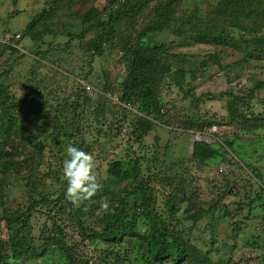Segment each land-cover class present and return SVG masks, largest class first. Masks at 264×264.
Returning <instances> with one entry per match:
<instances>
[{
    "label": "trees",
    "instance_id": "obj_1",
    "mask_svg": "<svg viewBox=\"0 0 264 264\" xmlns=\"http://www.w3.org/2000/svg\"><path fill=\"white\" fill-rule=\"evenodd\" d=\"M71 2L82 26L75 35L81 65L57 56L69 54L64 45L25 53L18 47L29 35L44 41L36 27L64 0H47L19 37L9 27L0 39V230L6 236L0 235V264H45L51 257L59 264H218L210 253L223 242L217 231L225 215L231 245L223 264H262L260 242L245 244L243 236L248 228L264 242V173L252 162L264 156V78L248 77L252 86L239 89L231 84L247 63L264 62V0H217L203 11L192 0ZM197 43L211 52H178ZM112 53L124 74L111 82L94 79L96 59ZM23 58L33 66L17 72L18 96L12 74ZM107 91L118 97L116 106ZM175 93L198 115L182 116ZM211 100L223 101L225 112L201 114ZM212 126L230 131L208 138ZM158 127L174 137L200 132L203 138L173 165L168 142L152 150L144 144ZM124 131L134 145L128 140L118 152L113 143ZM69 144L91 153L98 172L106 173L96 175V193L77 204L65 195ZM210 161L227 172L199 184ZM14 182L25 190L8 200ZM257 208L259 221L251 213Z\"/></svg>",
    "mask_w": 264,
    "mask_h": 264
},
{
    "label": "rangeland",
    "instance_id": "obj_2",
    "mask_svg": "<svg viewBox=\"0 0 264 264\" xmlns=\"http://www.w3.org/2000/svg\"><path fill=\"white\" fill-rule=\"evenodd\" d=\"M47 0H0V39L2 38L3 32L10 28H13L15 32L19 33L22 32V30L25 28L26 23L31 20V18L36 15L44 6L45 2ZM217 0H192L197 6L201 8L203 11L206 8H210L214 2ZM71 0H64V3L61 7L57 8L56 10L50 12L46 16V22L40 23L36 27L35 36L38 39H42L44 41H34V37L32 35H29L28 37L24 38L22 42L18 45L19 49H21L22 52H29V51H38V49L47 47L48 43L51 45H64L68 51L69 54H58L57 56L59 58H68V66L74 67L79 66L83 63L84 57L81 53L82 50L79 47V39L75 38L76 34H79L82 30V26L80 25V20L75 19L72 14L77 10V6L74 5ZM180 12L183 13V9H179ZM70 34L72 38L70 39ZM35 38V39H36ZM158 40V39H157ZM162 40L166 43L170 42V36L167 34L162 35ZM159 41V40H158ZM175 43H178L176 41ZM211 47L204 44H192L189 46H181L178 48V52L183 51H190L193 53H207L211 52ZM52 55V54H49ZM32 62L28 61L27 58L19 59L18 62L14 65V72L12 74V77L15 79L17 77V81L15 82L14 89L16 91V94L19 96L23 91V85L22 80L18 78V76L22 77L21 75L17 74L25 72L27 69L32 67ZM121 67H117L116 65V56L114 53L111 55H106L104 58H98L96 59L94 63L93 68V78H100L103 81L111 82V78L114 79L117 77V79H120L122 74H124L123 66L120 64ZM87 67V65H85ZM119 70V71H118ZM118 71V72H117ZM117 72V74H116ZM52 73V72H51ZM18 75V76H17ZM230 77H233L231 74ZM249 77H255V78H264V62H250L245 65V72L244 75L239 79V82H233L231 86L237 87V89L244 87V86H252V80L247 79ZM224 85H227L225 81H223V88H225ZM228 86V85H227ZM230 86V84H229ZM98 91V90H97ZM102 91V90H101ZM74 91H68L66 94L69 95V98L72 100H75ZM89 95L92 96L91 92H88ZM106 95L111 98L112 102L111 105L116 106L113 103H117L119 100L117 96L112 95L110 91L106 92ZM175 102L174 106L176 107L177 111L181 113V115H185L184 113L187 112L189 115L191 114V111L195 115H198V110H195L194 106H190L188 104V100L182 101L176 93L174 94ZM96 101V99H94ZM87 107V106H85ZM94 108L95 104L89 108L86 111V116L89 118H94ZM202 109L199 110L201 114L206 112L207 115L211 116L214 114H222L225 112L224 110V102L223 101H217V100H211L210 102L205 103L204 106L201 107ZM191 110V111H190ZM111 116V115H110ZM81 122H84L82 119H80ZM218 128V127H217ZM230 131V129L226 127H219L218 131ZM38 131V130H37ZM209 131V129H208ZM39 132V131H38ZM212 133V131H209ZM122 139L117 142V144L113 143V145H118L117 151L119 152L122 148H124V144L126 145V141L129 140V142L134 145L132 139L129 137V133L127 131L123 132ZM88 138L89 133L86 131H83L82 135H85ZM156 135H159L160 139L158 143H154V138ZM133 136V135H132ZM144 144L147 145L149 150H152L153 147H158L161 144L168 142L170 145V153L172 155V158L170 159L173 165H176L179 159H184L188 155V151L191 150V142H192V134L191 133H185L183 135H176L174 137V134H169L166 129L162 127L156 128L154 131H152L146 138L143 139ZM129 145V143H128ZM216 147H219L218 144H215ZM136 148V146L134 147ZM168 148V150H169ZM263 151V148L261 149ZM229 152V151H228ZM45 156L47 157V160H52L53 152L51 151V148H46L45 150ZM260 157L258 158V160ZM257 160V161H258ZM257 161H252L257 168H261V170L264 173V156L259 160L261 165H257ZM213 161L209 162V166L205 167L203 169V172L200 173V175L203 176L201 182L199 184H205V178H210L213 176H216L220 179L223 178V174L227 172L226 165H220L216 166V164H213ZM168 164V163H167ZM42 169H47V163L45 165H42ZM226 169V170H225ZM229 170V168H228ZM94 172L96 175H99L100 173L97 170V167L94 166ZM103 176L106 175L105 170L103 174H100ZM233 176L230 174V177ZM25 190L24 185L21 184H14L9 187L8 189V195L6 196L9 200V198L16 197L17 199H20L21 195L20 193ZM250 195H253V193H250ZM260 208H257L253 211H251L252 214H257L258 218L257 221L260 220ZM246 214V212H243ZM228 215H225L223 217V220L218 223V227L220 230H223L222 232L217 231L219 233L220 238H223V242L220 241L216 245L212 246L211 249V256L214 259V261L218 262V264H223L222 260H226L228 252L230 251V245L231 241L230 238L226 237L227 230L229 228L230 221L227 219ZM255 216H253L254 218ZM254 222H257L255 219ZM249 229H244V236H243V242L245 244H252L253 241L258 240L260 242V245L264 249V242L261 238L257 239L256 236H252V233H249ZM0 235L3 238H6L5 233L0 230ZM240 243V241H238ZM220 253H224V258L220 257ZM264 255V250L261 252V256ZM45 264H59V261L55 257H51ZM253 264V262L248 263ZM264 264V262L262 263Z\"/></svg>",
    "mask_w": 264,
    "mask_h": 264
},
{
    "label": "clouds",
    "instance_id": "obj_3",
    "mask_svg": "<svg viewBox=\"0 0 264 264\" xmlns=\"http://www.w3.org/2000/svg\"><path fill=\"white\" fill-rule=\"evenodd\" d=\"M17 34V33H16ZM19 34V33H18ZM209 131H212L209 132ZM207 130V137L212 138L213 132L218 131L216 126ZM203 138L200 132L192 135L191 146L196 140ZM216 139V138H215ZM63 173L67 181L66 198L77 204L82 200L90 199L97 191V176L94 172V157L91 153L69 144L66 148V158L63 162ZM104 209L109 207L104 201L101 205Z\"/></svg>",
    "mask_w": 264,
    "mask_h": 264
},
{
    "label": "built area",
    "instance_id": "obj_4",
    "mask_svg": "<svg viewBox=\"0 0 264 264\" xmlns=\"http://www.w3.org/2000/svg\"><path fill=\"white\" fill-rule=\"evenodd\" d=\"M10 36H11V35H6V37H5V41H7L8 38H9ZM15 36H16V37H19V34L17 33Z\"/></svg>",
    "mask_w": 264,
    "mask_h": 264
}]
</instances>
